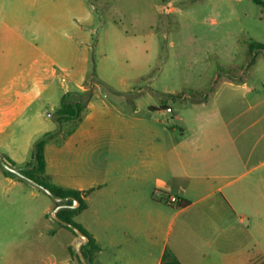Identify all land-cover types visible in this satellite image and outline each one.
Listing matches in <instances>:
<instances>
[{
  "label": "crops",
  "instance_id": "crops-1",
  "mask_svg": "<svg viewBox=\"0 0 264 264\" xmlns=\"http://www.w3.org/2000/svg\"><path fill=\"white\" fill-rule=\"evenodd\" d=\"M9 3L0 0V34L11 28L4 10ZM250 55L248 70L251 64L257 66L256 52ZM87 63L85 57L83 67L73 75L78 93L72 102L83 105L75 127L60 142L50 139L44 146L45 174L53 184L89 190L86 208L72 218L99 247L87 264H160L165 249L181 264H264L249 255L246 248L250 245L243 246L251 238V225L235 230L228 220L240 213L248 221H256L254 228L264 231V95L260 97L255 85L245 81L224 83L231 96L223 101L232 104L242 99L245 108L206 118L202 113L206 104L196 99L201 103L193 105L195 112L189 109L174 116L180 125L175 136V129H169L154 114L138 117L140 108L134 102L133 111L127 113L103 98L92 82H87ZM39 69L36 64L23 67L25 74L14 88L13 100L6 92L9 87L2 83L0 133L16 125L22 129L28 126L33 135L57 129L45 128L47 119L39 113L26 115L45 89ZM253 74L264 85V61ZM238 90L240 98L234 95ZM248 95L254 97L252 104ZM114 98L117 103L129 100L123 95ZM158 108L163 109L162 115L173 113L166 105L148 109ZM217 115L220 117L215 118ZM7 158L15 165L26 163L12 155ZM12 183L21 184L17 180ZM171 197L177 201L170 202ZM182 201L185 206L178 207ZM173 227L176 234L169 249ZM45 228L52 254L45 264H76L72 251L82 238L57 222ZM198 238L205 244L197 248ZM203 247L213 248L212 256ZM234 247L242 248L236 251L237 257Z\"/></svg>",
  "mask_w": 264,
  "mask_h": 264
},
{
  "label": "rangeland",
  "instance_id": "rangeland-1",
  "mask_svg": "<svg viewBox=\"0 0 264 264\" xmlns=\"http://www.w3.org/2000/svg\"><path fill=\"white\" fill-rule=\"evenodd\" d=\"M7 6L4 10L11 28L0 34V87L2 83L9 87L6 92L13 100L14 88L25 74L23 67L38 65L41 87L49 90L41 91L26 115L39 113L47 119L45 128H57L52 138L56 142L77 123L73 119L58 125L55 111L61 97L71 103L77 95L73 75L83 67L85 57L87 82H92L103 98L127 113L133 111L134 102L140 108L138 117L154 114L169 129H175V136L180 125L174 116L194 111L193 105L201 103L196 99L206 104L202 109L206 118L245 108L242 99L232 104L223 101L231 96L224 83L245 81L255 85L260 97L264 95V85L253 74L264 61L263 53L256 52L257 66L246 67L253 58L248 45L264 43V7L252 0H10ZM248 72L250 77L245 79ZM116 95L129 100L117 103ZM234 95L240 98L241 91ZM246 98L253 103L252 95ZM151 105H166L173 113L162 115L163 109L151 111ZM42 135L31 134L28 126H12L0 133V156L8 161L12 155L27 162L34 142ZM8 162L16 169L22 165ZM14 180L21 184L16 186ZM55 202L36 185L5 174L0 164V264L50 262L45 226L55 223L51 217ZM228 220L235 230L251 225V238L243 246L250 245L246 248L249 255L263 261L264 231L253 227L256 221L250 222L240 213ZM175 234L173 227L169 249ZM198 239L197 248L205 244L203 238ZM238 242L235 240V246ZM255 242L257 247H252ZM239 249L233 248L235 257ZM202 250L209 256L214 251Z\"/></svg>",
  "mask_w": 264,
  "mask_h": 264
},
{
  "label": "trees",
  "instance_id": "trees-1",
  "mask_svg": "<svg viewBox=\"0 0 264 264\" xmlns=\"http://www.w3.org/2000/svg\"><path fill=\"white\" fill-rule=\"evenodd\" d=\"M255 4L264 7L263 0H252ZM263 51L264 52V43H251L248 45V52L252 54L253 52ZM83 109L81 101L68 103L65 99V96L61 98L60 106L56 109V121L58 125H61L62 122L79 119L80 113ZM55 132H46L39 139L34 142L33 151L29 161L21 165L18 171L31 179L37 187L42 190H49L52 194V198L61 199V202H55V207L63 206L55 214L56 216L64 223L71 224L78 228L82 234L87 238V243L81 246V250L84 258L87 263H91L95 256V253L99 251V247L93 237L78 223L72 220L73 216L86 208L85 197L87 196L89 190L78 191L74 189L63 188L53 184L50 181V178L45 174V157H44V146L45 144L53 138ZM13 167V166H12ZM5 174L17 175L5 170ZM21 180H24L18 177ZM73 201L76 202V208L72 209L70 206L73 205ZM186 202L182 201L178 203V207L185 206ZM59 225L73 232L67 225L59 223ZM74 233V232H73ZM73 256L76 257L78 263L83 264L80 257L78 256L76 250L72 251ZM160 264H181L179 260L167 249H165Z\"/></svg>",
  "mask_w": 264,
  "mask_h": 264
},
{
  "label": "water",
  "instance_id": "water-1",
  "mask_svg": "<svg viewBox=\"0 0 264 264\" xmlns=\"http://www.w3.org/2000/svg\"><path fill=\"white\" fill-rule=\"evenodd\" d=\"M0 164H1V166H2L5 170H7V171H9V172H11V173L17 175L18 177H20V178H22V179H24V180H26V181H28V182H30V183L36 185L31 179H29L28 177L22 175V174L18 171V169L13 168V167H11L9 164H7V163L3 160V158H2L1 156H0ZM41 189H42V188H41ZM43 191H44L45 193H47L49 196L52 197V194H51V192H50L49 190H43ZM53 199H54L56 202H61V201H62L61 199H56V198H53ZM62 207H63V206H57V207L54 209V211L51 213V217H52V219H53L55 222H57V223H62V224L67 225V226H68V227H69V228H70L75 234H77L78 236H80V237L82 238V240H81V241H78L77 244H76V252H77L78 256L80 257L82 263H83V264H87V261H86V259H85L84 256H83V253H82V250H81V246L84 245V244H86L88 240H87V238L82 234V232H81L78 228H76L75 226H73V225H71V224H66V223L62 222V221L56 216L55 213H56L60 208H62ZM70 208H72V209L76 208V204H73L72 206H70Z\"/></svg>",
  "mask_w": 264,
  "mask_h": 264
},
{
  "label": "built area",
  "instance_id": "built-area-1",
  "mask_svg": "<svg viewBox=\"0 0 264 264\" xmlns=\"http://www.w3.org/2000/svg\"><path fill=\"white\" fill-rule=\"evenodd\" d=\"M167 111H170V109H167ZM176 201H177L176 198H174V197H171V198H170V202H176ZM73 204H76V202L73 201Z\"/></svg>",
  "mask_w": 264,
  "mask_h": 264
}]
</instances>
